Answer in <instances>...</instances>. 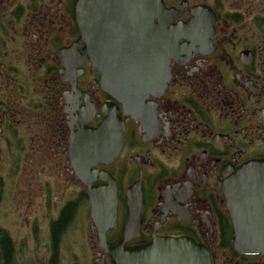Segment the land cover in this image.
<instances>
[{"label":"flooded vegetation","instance_id":"af4514ba","mask_svg":"<svg viewBox=\"0 0 264 264\" xmlns=\"http://www.w3.org/2000/svg\"><path fill=\"white\" fill-rule=\"evenodd\" d=\"M154 1L150 92L124 106L109 94L111 67L92 64L77 0H0V264L39 253L60 264L80 229L92 264H116L98 225L116 246L138 200L140 227L123 246L187 237L210 264H264L234 250L223 190L243 164L264 162V0ZM128 10L108 7L103 20L133 45ZM109 124L119 151L92 164L91 130Z\"/></svg>","mask_w":264,"mask_h":264},{"label":"water","instance_id":"95a60500","mask_svg":"<svg viewBox=\"0 0 264 264\" xmlns=\"http://www.w3.org/2000/svg\"><path fill=\"white\" fill-rule=\"evenodd\" d=\"M123 8L138 18L134 26L137 44H130L136 37H122L119 28L111 29L104 23L105 9ZM163 12L154 0H77L76 21L81 38L90 43L92 64L99 70L109 66L108 79L119 84L109 94L125 105L141 100L150 92L149 62L156 44L149 43L148 25L151 19ZM170 13V12H169ZM120 14L113 13L118 17ZM130 32V31H129ZM157 33V30H155ZM172 47L175 37L168 36ZM88 43V42H87ZM172 56V55H170ZM168 75L166 80H168ZM121 97V98H120ZM99 126L91 130V163L102 162V156L110 160L121 145L120 133L112 152L108 150L113 131ZM117 138L114 137V139ZM110 152V153H108ZM264 162L250 161L238 168L235 175L224 183L223 190L228 201L234 237L232 244L241 254H264ZM113 209V204L111 206ZM125 236L116 246L109 248L105 240L106 225H98L99 245L114 257L116 264H210L207 248L187 237H154L150 242L131 247L123 246L140 227V201L130 203ZM92 211L97 213L95 204ZM136 232V233H135Z\"/></svg>","mask_w":264,"mask_h":264},{"label":"rangeland","instance_id":"374dc122","mask_svg":"<svg viewBox=\"0 0 264 264\" xmlns=\"http://www.w3.org/2000/svg\"><path fill=\"white\" fill-rule=\"evenodd\" d=\"M34 172V170H33ZM32 172V173H33ZM31 174V167L29 165L27 166V176L29 178V175ZM19 179V176L16 174L14 176V179L12 178L11 182H17ZM13 200V198H10ZM8 210L11 211L12 215L14 207H7ZM10 214L7 216L6 211L4 215L2 216L3 220L7 223V221L10 223ZM14 236V234H13ZM17 238V236H14ZM25 263L21 262L19 257L17 258L19 260L18 264H40L44 262L47 259V256L44 254H40L37 256H25ZM23 258V259H24ZM61 262L60 264H92V261L94 259V254L92 251V247L90 245V239L88 238V233L86 230L83 231L80 229V235H73V238L70 242H68L67 246L65 245L64 250H62L60 255Z\"/></svg>","mask_w":264,"mask_h":264}]
</instances>
